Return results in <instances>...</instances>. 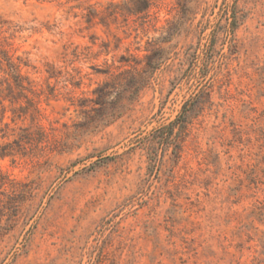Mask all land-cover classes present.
<instances>
[{"label":"rangeland","instance_id":"1","mask_svg":"<svg viewBox=\"0 0 264 264\" xmlns=\"http://www.w3.org/2000/svg\"><path fill=\"white\" fill-rule=\"evenodd\" d=\"M125 1L0 0V264H264V0Z\"/></svg>","mask_w":264,"mask_h":264},{"label":"trees","instance_id":"2","mask_svg":"<svg viewBox=\"0 0 264 264\" xmlns=\"http://www.w3.org/2000/svg\"><path fill=\"white\" fill-rule=\"evenodd\" d=\"M155 1L159 0H127L122 4L111 2L108 4L106 10L102 12H99L96 9L92 8L88 10V13L85 16L86 23L88 25H91L93 24L95 19H98L100 24H102L103 26H108L109 20H115L118 17H123L127 20L129 17L144 15L149 11ZM4 24L5 23L0 19V26ZM5 42H7V40L2 37V34L0 33V69L4 74V78L0 80V105L4 108V110H6V107L4 106L5 102H10L11 104L13 103V84L19 88H23L22 81H31L28 77H25L21 74V65H26L22 62L16 63L9 52L3 49V43ZM163 60L164 59L160 54H158L157 56H148L146 72L153 73L154 71H156V69H158L163 63ZM32 93L35 94L34 91H32ZM28 102L30 108H32L30 109V112H32V121L35 122L40 116V111L36 103L32 99H28ZM26 113L27 110L24 111V114ZM24 131L26 132V134L22 140H25V142L28 143L35 140L36 142L43 143L47 138V133L39 126H36L34 132L30 131V129L28 128L24 129ZM36 136H38L37 139ZM10 154L11 153L2 151L0 153V156L2 158H5L7 156H10ZM0 181H6V177L2 175L1 171ZM14 187L15 186H12V189H15Z\"/></svg>","mask_w":264,"mask_h":264}]
</instances>
